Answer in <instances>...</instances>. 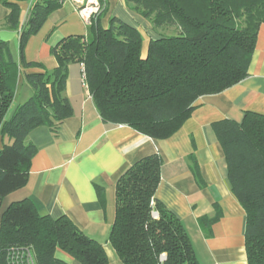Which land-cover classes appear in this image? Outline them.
I'll use <instances>...</instances> for the list:
<instances>
[{
	"label": "trees",
	"instance_id": "16d2710c",
	"mask_svg": "<svg viewBox=\"0 0 264 264\" xmlns=\"http://www.w3.org/2000/svg\"><path fill=\"white\" fill-rule=\"evenodd\" d=\"M125 1L152 24L155 36L145 57L139 28L116 18L103 28L98 23L102 12L87 36L69 37L51 48L57 62L51 72L27 62L23 53L61 0L38 2L25 24L18 4L2 2L10 10L6 26L20 31V56L16 60L9 43L0 40V209L4 198L28 183L37 153L27 142L30 133L47 127L56 136L73 116L65 96L70 65L83 66L84 82L104 122L156 140L176 134L199 98L220 94L249 76L264 25V0ZM21 68L43 71L25 75L33 95L8 117ZM213 129L224 151L230 190L246 212L247 262L264 264V116L246 112L241 122L223 120ZM190 161L201 181L197 161ZM162 165L158 155L146 157L117 182L109 241L123 264H200L182 222L156 201ZM97 192L103 201V189L97 186ZM12 251H30L35 264H69L58 253L79 264H109L103 245L66 216L41 215L28 199L11 204L1 218L0 264H9Z\"/></svg>",
	"mask_w": 264,
	"mask_h": 264
},
{
	"label": "crops",
	"instance_id": "0c3cea01",
	"mask_svg": "<svg viewBox=\"0 0 264 264\" xmlns=\"http://www.w3.org/2000/svg\"><path fill=\"white\" fill-rule=\"evenodd\" d=\"M3 1L20 6L25 24L32 8L43 0H0V40L9 43L18 60L20 31L6 26L10 10ZM112 18L139 28L145 57L151 37L155 36L152 24L132 11L125 0H104L98 23L108 28ZM87 35L88 27L74 7L62 3L28 40L23 54L27 62L41 64L51 72L57 67L51 48L66 38ZM83 69L80 64L69 67L65 96L73 116L61 125L56 136L47 127L30 133L27 142L37 148V153L31 162L28 183L4 198L0 222L11 204L32 200L41 215L55 219L66 216L103 245L109 264H123L109 241L116 217L117 182L139 160L158 155L163 165L156 201L182 222L200 264H248L246 212L230 190L227 162L213 124L223 120L241 122L246 112L264 116V25L258 33L249 76L220 94L199 98L189 120L166 140L104 122L84 82ZM42 71L20 69L8 117L33 95L25 75ZM190 157L197 161L201 181L193 172ZM97 186L103 189V201ZM58 256L69 264H79L65 254Z\"/></svg>",
	"mask_w": 264,
	"mask_h": 264
},
{
	"label": "built area",
	"instance_id": "2783aa9c",
	"mask_svg": "<svg viewBox=\"0 0 264 264\" xmlns=\"http://www.w3.org/2000/svg\"><path fill=\"white\" fill-rule=\"evenodd\" d=\"M61 2L70 3L88 28L97 21L104 9L100 0H61ZM83 78L85 79L84 75ZM153 215L155 218L158 217L156 212ZM9 264H35V262L30 251H12Z\"/></svg>",
	"mask_w": 264,
	"mask_h": 264
},
{
	"label": "rangeland",
	"instance_id": "374dc122",
	"mask_svg": "<svg viewBox=\"0 0 264 264\" xmlns=\"http://www.w3.org/2000/svg\"><path fill=\"white\" fill-rule=\"evenodd\" d=\"M101 15V14H100ZM100 17V16H99Z\"/></svg>",
	"mask_w": 264,
	"mask_h": 264
}]
</instances>
